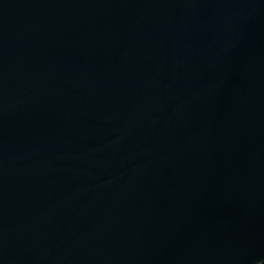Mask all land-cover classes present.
<instances>
[{
  "label": "water",
  "instance_id": "obj_1",
  "mask_svg": "<svg viewBox=\"0 0 264 264\" xmlns=\"http://www.w3.org/2000/svg\"><path fill=\"white\" fill-rule=\"evenodd\" d=\"M0 264H264V0H0Z\"/></svg>",
  "mask_w": 264,
  "mask_h": 264
}]
</instances>
